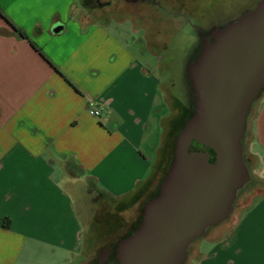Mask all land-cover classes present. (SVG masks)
Returning a JSON list of instances; mask_svg holds the SVG:
<instances>
[{"label":"crops","instance_id":"obj_1","mask_svg":"<svg viewBox=\"0 0 264 264\" xmlns=\"http://www.w3.org/2000/svg\"><path fill=\"white\" fill-rule=\"evenodd\" d=\"M97 1L0 0V264H30L35 252L69 264L85 252L66 186L98 212L109 205L130 234L171 162L180 109L167 114L172 100L131 36L170 4L133 0L130 11L104 0L93 9ZM244 136L253 160L244 187L262 191L229 227L205 231L182 264H264V95Z\"/></svg>","mask_w":264,"mask_h":264},{"label":"water","instance_id":"obj_2","mask_svg":"<svg viewBox=\"0 0 264 264\" xmlns=\"http://www.w3.org/2000/svg\"><path fill=\"white\" fill-rule=\"evenodd\" d=\"M187 71L194 110L176 135L157 194L118 241L117 264H182L190 244L232 211L249 179L246 117L264 88V0L216 29ZM193 143L202 148L190 150Z\"/></svg>","mask_w":264,"mask_h":264},{"label":"rangeland","instance_id":"obj_3","mask_svg":"<svg viewBox=\"0 0 264 264\" xmlns=\"http://www.w3.org/2000/svg\"><path fill=\"white\" fill-rule=\"evenodd\" d=\"M103 1L98 0L94 3L93 9H96ZM154 1L146 0L147 3H154ZM167 1L169 2L167 5L170 4L168 7L163 5L154 8V12H152L149 20L150 30L146 31L147 33L141 29L137 33L131 32V36L134 39L133 47L141 59V63L152 69L160 78L161 85L166 89L170 100H172L173 107L168 108L167 114L169 116L176 115V107H178V110L180 109L179 118L181 117V121L183 120L181 124L183 126L186 118L194 110V94L187 66L197 58L203 43L212 40V34L216 29L224 27L229 22L239 18L246 11L253 9L259 0H235L233 2L232 0L231 2L221 0L220 4H218V0ZM110 2L114 5L120 4L121 10L126 8L130 11L133 4V0H110ZM110 14L112 15L111 12ZM91 15L96 16V13L93 11ZM114 16L115 18L126 20L127 24H130L133 19L131 14L129 15L128 13H119ZM159 42L164 43L161 45L158 44ZM262 90L250 106L245 121V131L246 123L255 113ZM181 127H179L172 140V150L176 135ZM245 131L241 139L242 158L247 166L248 173H250L253 160L247 153L246 141L244 143ZM199 149L201 148L194 145H191L190 148V150ZM255 185L256 189H251L252 187L249 184L245 187L243 185L242 189L237 191L232 211L218 225L229 227V224L234 222L236 214L239 213L241 204L244 205V203L250 202L251 197L254 195H260L262 190L259 185ZM66 188L74 200L82 236L86 241L85 252H78L69 264H97L102 247L104 246H109L110 251L103 264H117L115 248L118 241L127 236L126 233H128V229L130 228L129 222L118 221L113 214L107 211L110 208L107 204L102 205L103 209L100 212L96 211V204L87 202L88 200L80 195L79 189L69 188L68 186ZM116 225H119V228H115ZM213 229H215V226L209 227L206 230V234L213 231ZM205 240V235L196 238L190 244L189 252L192 250V246H199ZM96 243H100V246L95 248L96 250L93 252L86 253ZM189 254L187 253L184 261L188 259ZM33 256L35 260L30 264H45L47 261H54L57 257L46 253L42 254L41 252H35ZM58 258L61 259V257ZM61 264L66 263L62 262Z\"/></svg>","mask_w":264,"mask_h":264},{"label":"trees","instance_id":"obj_4","mask_svg":"<svg viewBox=\"0 0 264 264\" xmlns=\"http://www.w3.org/2000/svg\"><path fill=\"white\" fill-rule=\"evenodd\" d=\"M11 25V27H12V29H13V32L18 36V37H21V38H27L26 37V35L25 34H23L20 30H18L15 26H13L12 24H10ZM33 46V45H32ZM34 48H35V46H34ZM264 95V88H263V90H262V92H261V94H260V96H259V100L261 99V97ZM182 126V125H181ZM192 145H194V146H197V147H199L200 145L199 144H197V143H193ZM129 234V232L128 233H126V235H128Z\"/></svg>","mask_w":264,"mask_h":264},{"label":"flooded vegetation","instance_id":"obj_5","mask_svg":"<svg viewBox=\"0 0 264 264\" xmlns=\"http://www.w3.org/2000/svg\"><path fill=\"white\" fill-rule=\"evenodd\" d=\"M200 148H202L201 146H199ZM109 246H104V247H102V252H101V255L99 256V258H98V262H100V264H103V263H105V261H106V257H107V255H108V253H109V251H110V248H108ZM98 262H97V264H98Z\"/></svg>","mask_w":264,"mask_h":264},{"label":"built area","instance_id":"obj_6","mask_svg":"<svg viewBox=\"0 0 264 264\" xmlns=\"http://www.w3.org/2000/svg\"><path fill=\"white\" fill-rule=\"evenodd\" d=\"M87 112L92 116H98L100 114V111L93 108H88Z\"/></svg>","mask_w":264,"mask_h":264}]
</instances>
